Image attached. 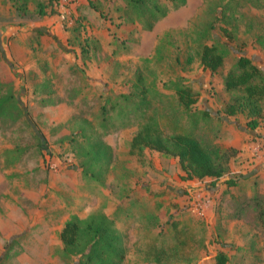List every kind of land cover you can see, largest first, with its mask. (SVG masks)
<instances>
[{
    "label": "rangeland",
    "instance_id": "1",
    "mask_svg": "<svg viewBox=\"0 0 264 264\" xmlns=\"http://www.w3.org/2000/svg\"><path fill=\"white\" fill-rule=\"evenodd\" d=\"M155 3L167 12L159 20L161 12L143 14L128 0H0V264H79L77 250H64L67 220L111 215L131 197L144 206L116 220L128 238L121 264L146 261L153 250L141 254L139 245L170 221L183 223L184 213L191 230H162L185 246L167 264H217L220 251L227 264H264V119L251 130L246 115L224 113L238 58L264 70V0H148L142 8ZM212 44L225 56L215 72L201 61ZM179 79L197 92L193 111L210 117L188 115ZM149 114L166 132L193 129L214 156L236 148L225 176L187 186L176 158L132 154Z\"/></svg>",
    "mask_w": 264,
    "mask_h": 264
},
{
    "label": "trees",
    "instance_id": "2",
    "mask_svg": "<svg viewBox=\"0 0 264 264\" xmlns=\"http://www.w3.org/2000/svg\"><path fill=\"white\" fill-rule=\"evenodd\" d=\"M148 0H128V4L146 14L156 16L159 12L161 14L155 17V20L166 15L161 5L152 4L150 9L142 7ZM187 3V0H182V6ZM40 14H44L43 5H40ZM154 27L150 23L148 29ZM160 49V43L157 45ZM224 51L216 45H205L201 52V61L205 69L212 72L224 62ZM175 92L179 103L188 111V115L197 119L199 116L210 117L211 113L208 110L193 111V106L197 103V92L181 79L174 82ZM225 88L233 92L231 99L226 103L224 113L227 116L237 114H244L247 116V127L251 130H256L264 119V108L262 103L264 101V70L261 69L254 61L245 55H241L233 68L228 71L225 79ZM146 102L147 99L142 100ZM2 100H0V108ZM178 120H175V122ZM165 126V125H164ZM154 149L164 154L165 156H172L178 158L182 169L186 172V178L204 179L206 177L212 178L216 181L225 176L228 170V163L231 156L237 153L236 148L229 147L222 149L217 147L216 155L209 151L201 141L195 136L194 130H186L184 127H177L172 125L170 132H166L163 125L149 115H146L144 123L133 136L131 140L130 152L138 156H144L145 149ZM233 150V153L232 151ZM225 183L228 185L235 184L234 179H226ZM130 208L117 207L111 214H94L88 219L73 217L65 223L61 231V239L64 243V250L67 253L72 251L81 255L79 264H121L126 259L128 249V238L124 233L126 230H121L116 226V220L124 217H130V210L133 208L134 212H139L138 207L144 206L138 199H129ZM134 216V215H133ZM186 216V217H185ZM189 215L184 213L182 216L183 223L180 221H170L168 228H162L147 242L150 246L139 245L138 249L141 251L152 249L153 254L148 252L143 254L144 259L142 264H167V259L175 256L178 251L184 250L183 241L167 240L163 229L167 232L176 228L179 225L178 234H183L189 227ZM186 218V219H185ZM181 225V226H180ZM125 231V232H124ZM174 231V230H173ZM153 230L148 229V235H151ZM170 234V233H169ZM175 234L176 231H175ZM86 238L85 245L81 248L82 240ZM156 238V239H155ZM228 256L224 251H220L217 255V264H227Z\"/></svg>",
    "mask_w": 264,
    "mask_h": 264
},
{
    "label": "crops",
    "instance_id": "3",
    "mask_svg": "<svg viewBox=\"0 0 264 264\" xmlns=\"http://www.w3.org/2000/svg\"><path fill=\"white\" fill-rule=\"evenodd\" d=\"M259 132V131H258ZM263 135H262V137L264 136V133H262ZM259 144V143H258ZM258 150H259V148H258ZM168 157V156H167ZM174 158H176V157H174ZM176 160L178 161V158H176ZM171 175L169 174V173H167V172H165V177H164V179H166L167 180V182L165 183V184H163L162 185V188L164 189H166V190H168L169 191V189H171V187H172V185L171 184H169L171 181L170 180H172L171 179V177H170ZM181 179V178H180ZM205 180H212V178H210V177H206V178H204V179H198V178H188V179H186V181H184V182H186V185L188 186V184H200L201 182H203V181H205ZM181 181V180H180ZM177 183H179V182H177ZM208 187L209 188H211V186L210 185H208ZM208 192V190H205V191H203V193H205V192ZM183 192V191H182ZM134 197H131L130 199H133ZM129 200V199H128ZM123 202H122V200H120V203L119 204H122ZM128 204V202H126L125 203V205H127ZM122 205H124V203L122 204Z\"/></svg>",
    "mask_w": 264,
    "mask_h": 264
}]
</instances>
